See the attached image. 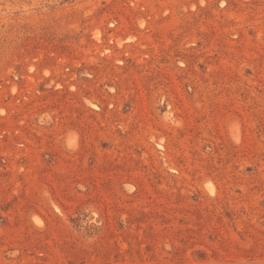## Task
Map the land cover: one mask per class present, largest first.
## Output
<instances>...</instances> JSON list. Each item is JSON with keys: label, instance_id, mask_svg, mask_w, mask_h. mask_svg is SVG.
Instances as JSON below:
<instances>
[{"label": "rangeland", "instance_id": "374dc122", "mask_svg": "<svg viewBox=\"0 0 264 264\" xmlns=\"http://www.w3.org/2000/svg\"><path fill=\"white\" fill-rule=\"evenodd\" d=\"M0 264H264V0H0Z\"/></svg>", "mask_w": 264, "mask_h": 264}]
</instances>
